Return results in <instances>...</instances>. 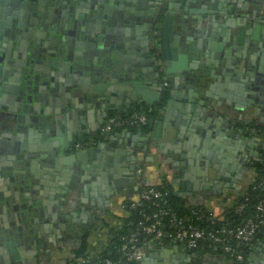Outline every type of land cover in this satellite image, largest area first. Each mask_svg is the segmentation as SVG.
<instances>
[{
  "label": "crops",
  "instance_id": "1",
  "mask_svg": "<svg viewBox=\"0 0 264 264\" xmlns=\"http://www.w3.org/2000/svg\"><path fill=\"white\" fill-rule=\"evenodd\" d=\"M169 10L171 54L189 62L175 73L156 46ZM0 43V264H66L83 239L84 254L100 253L143 180L221 218L255 179L264 0H4ZM158 68L167 96L156 123L103 131ZM84 135L99 137L88 145L97 152L75 169L64 158ZM186 253L148 243L140 264H178ZM254 253L249 264H264V238ZM190 260L230 264L212 251Z\"/></svg>",
  "mask_w": 264,
  "mask_h": 264
},
{
  "label": "built area",
  "instance_id": "2",
  "mask_svg": "<svg viewBox=\"0 0 264 264\" xmlns=\"http://www.w3.org/2000/svg\"><path fill=\"white\" fill-rule=\"evenodd\" d=\"M167 82H164V86ZM146 124L147 117L143 114H133L132 123ZM126 122L114 116L105 119L102 130L109 131L114 127H122ZM76 147H81L75 143ZM156 184H151L147 180H143L138 196L136 199L129 201L124 205L130 214L144 202H150L157 207L156 210L141 211L142 220L139 221L140 231L145 236L141 239L137 233L129 234L121 246V254L126 264L134 259H141L144 247L148 243H154L158 246L166 244L181 245L187 250H194L201 247L204 243L220 245L225 252L237 260H241L243 255L241 252L234 250L231 241L247 244L256 234L261 226H264V195L255 205V215L247 217L240 224L219 225L214 227H206L199 225V221L206 219L213 222L214 216L208 215L202 207H198L191 211L189 217L184 218L176 211L170 208L162 207L157 201L162 197V193L156 189ZM240 205L238 209H241ZM97 257V254L94 255ZM93 256L76 255L66 261V264H85L92 261ZM92 264H94L92 262ZM97 264H121V260H113L110 258L99 259Z\"/></svg>",
  "mask_w": 264,
  "mask_h": 264
},
{
  "label": "trees",
  "instance_id": "3",
  "mask_svg": "<svg viewBox=\"0 0 264 264\" xmlns=\"http://www.w3.org/2000/svg\"><path fill=\"white\" fill-rule=\"evenodd\" d=\"M158 82H160L164 77L163 71H158ZM161 99L152 104L147 105L145 103H139L137 101H133L131 105L128 107L126 111H120L117 109H112L109 111L107 118L116 117L118 119L124 120L126 123L122 127H114L111 130L120 131L124 128H133V129H144L147 127V123L149 118L154 117L159 107L163 105V102L167 96L166 88L162 89ZM133 114H143L147 117L146 124H138L132 123L131 118ZM249 130V129H248ZM254 131H256L263 138V147L260 150V153L255 159L251 161V167L254 168L256 172L255 179L251 183V185L238 196L236 201L234 202L232 208L226 212L223 217H215L213 222L207 221L206 219L199 221V225L206 227H214L219 225H230L234 226L243 222L247 217H251L255 215V205L258 200L264 195V126L255 127ZM98 136H80L75 143L80 145H85L87 142H92L91 144H96L98 142ZM74 143V144H75ZM72 144V146L74 145ZM88 146V145H85ZM156 189L162 193V197H160L157 201L162 207L170 208L171 210L176 211L179 215L184 218L189 217L191 211L200 206H186L181 201V198L175 195V193L169 188V186L162 182L161 184L155 185ZM240 205H243L241 209H238ZM157 207L151 204L150 202H144L139 205L136 209L132 210L129 216L125 219L124 224L121 228L112 229L111 230V239L107 247L92 257L91 262H87L85 264H97L99 259L110 258L113 260H121V264H124L125 261L121 254V246L124 243L126 237L135 232L137 236L141 239L145 235L141 233L139 221L142 220L141 211H149L156 210ZM204 209V208H203ZM205 210V209H204ZM206 211V210H205ZM208 215H211L206 211ZM264 238V226H261L259 230L256 232L255 236L247 243H238L235 240L231 241L234 250L241 252L243 255L241 260L235 259V257L231 256L228 252H225L220 245L211 244L209 242L204 243L201 247H198L194 250L190 251L193 255L199 258V255L205 252H215L218 254H223L225 258L229 261L230 264H249V256L254 255L255 249L258 246V243ZM167 245V244H166ZM175 245V244H174ZM86 250V242L85 239L79 244L78 248L75 249V254L83 255ZM141 259H134L128 261L126 264H140ZM197 264V263H196Z\"/></svg>",
  "mask_w": 264,
  "mask_h": 264
},
{
  "label": "water",
  "instance_id": "4",
  "mask_svg": "<svg viewBox=\"0 0 264 264\" xmlns=\"http://www.w3.org/2000/svg\"><path fill=\"white\" fill-rule=\"evenodd\" d=\"M1 4L4 0H0ZM232 9V8H231ZM172 11L169 10L168 13L164 16V20L157 24L156 28L159 29L158 35H159V41L157 42L156 46L160 48L161 58L165 61L166 71L169 73H175L179 72L181 70L188 69L189 62H188V55L185 53H180L177 57V60L173 59V56L171 54V49L169 47V33L172 26ZM263 27L261 24H258L256 26V29L254 31V35L252 36L253 39L257 37L258 30ZM239 39L240 42L242 41L244 30H241L239 32ZM1 44V43H0ZM158 74V73H157ZM132 92L135 94L136 98L134 101H137L139 103H145L147 105H152L156 102H158L161 98V95L159 93V85L158 80L153 82V85H150L146 82H136L132 88ZM155 122V117L149 118L148 126L151 127ZM43 150H46V146L41 147ZM29 150H32V146H29ZM97 152L96 147H88L85 149L80 150L79 152H74L72 154H67L64 158V162L73 161V166L76 169L78 162L76 161L80 156L86 155H93ZM60 155L64 156L65 154L62 152ZM177 249L184 252V247L181 245H177ZM193 254L190 251H187L185 254V262L188 263L191 260V257Z\"/></svg>",
  "mask_w": 264,
  "mask_h": 264
},
{
  "label": "flooded vegetation",
  "instance_id": "5",
  "mask_svg": "<svg viewBox=\"0 0 264 264\" xmlns=\"http://www.w3.org/2000/svg\"><path fill=\"white\" fill-rule=\"evenodd\" d=\"M262 67H264V66H262ZM158 69H160V68H158ZM160 71H162L161 69H160ZM163 84H164V82H162ZM168 85V84H167ZM166 86V85H165ZM92 142H87L85 145H92L93 146V144H91ZM85 145H81V147H79V148H77L76 147V144H74L73 146H71L70 147V149L72 150V151H74V150H80V149H83V148H88V147H90V146H85ZM32 153V150H29V147L27 148V152H25V154H28V155H30ZM12 165V164H11ZM5 167V166H4ZM10 166L9 165H7V167L6 168H9ZM11 167H13L14 168V166L12 165ZM31 232V228H29L28 229V231H27V233H30ZM14 237H15V235H13ZM13 236H11L10 238L12 239V237ZM9 245L11 246V248H14V246L16 245V243H13L12 241H10L9 242ZM185 261H183V262H179L178 264H190L189 262L188 263H184ZM170 264H172V263H170ZM174 264V263H173ZM194 264V263H193ZM196 264V263H195Z\"/></svg>",
  "mask_w": 264,
  "mask_h": 264
}]
</instances>
